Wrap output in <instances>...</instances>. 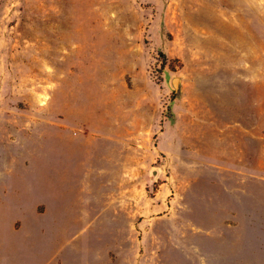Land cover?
<instances>
[{
  "label": "rangeland",
  "instance_id": "1",
  "mask_svg": "<svg viewBox=\"0 0 264 264\" xmlns=\"http://www.w3.org/2000/svg\"><path fill=\"white\" fill-rule=\"evenodd\" d=\"M0 264H264V0H0Z\"/></svg>",
  "mask_w": 264,
  "mask_h": 264
},
{
  "label": "crops",
  "instance_id": "2",
  "mask_svg": "<svg viewBox=\"0 0 264 264\" xmlns=\"http://www.w3.org/2000/svg\"><path fill=\"white\" fill-rule=\"evenodd\" d=\"M102 158V159H101ZM120 152L118 149H106L104 151L97 149V154L93 157L91 160V163L93 167H95V171L97 172L95 175V178L93 179V175L90 174V178H92L93 182L92 185L97 186V191L103 194H110L111 197L107 200L114 201L113 198H117L114 202H116L115 205H118L117 202L119 201V196L121 194L120 189H121V167H122V162H120ZM98 159V160H97ZM99 170V171H97ZM75 178H78V174H75ZM92 191V190H91ZM118 194L116 197L112 198V195ZM67 199H74V198H67ZM43 202V201H42ZM114 202L110 203L109 205L106 206L105 213L113 211ZM46 204V209H49L50 205L47 202H43ZM83 203V204H82ZM71 205H78V206H92V202H87L84 204V201H75L74 204ZM52 206V205H51ZM110 206V208H108ZM36 212L39 211V205L37 204L35 207ZM73 216H80L81 214H70ZM103 215V214H102ZM57 216H65V214H60Z\"/></svg>",
  "mask_w": 264,
  "mask_h": 264
},
{
  "label": "water",
  "instance_id": "3",
  "mask_svg": "<svg viewBox=\"0 0 264 264\" xmlns=\"http://www.w3.org/2000/svg\"><path fill=\"white\" fill-rule=\"evenodd\" d=\"M175 83L177 84V80H175Z\"/></svg>",
  "mask_w": 264,
  "mask_h": 264
}]
</instances>
